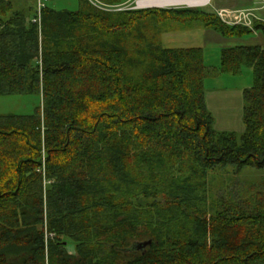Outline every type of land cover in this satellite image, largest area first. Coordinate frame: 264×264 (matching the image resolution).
<instances>
[{
  "label": "trees",
  "instance_id": "obj_1",
  "mask_svg": "<svg viewBox=\"0 0 264 264\" xmlns=\"http://www.w3.org/2000/svg\"><path fill=\"white\" fill-rule=\"evenodd\" d=\"M170 22L254 33L206 7L81 0L29 19L0 0V96L34 100L0 114V264H264V186L207 187L214 171L264 173V22L263 44L223 49L220 67L161 45ZM244 67L245 132H218L206 80Z\"/></svg>",
  "mask_w": 264,
  "mask_h": 264
},
{
  "label": "rangeland",
  "instance_id": "obj_2",
  "mask_svg": "<svg viewBox=\"0 0 264 264\" xmlns=\"http://www.w3.org/2000/svg\"><path fill=\"white\" fill-rule=\"evenodd\" d=\"M11 1L14 8L22 11L29 19H32L37 12H40L43 5L57 10H76L81 4V0ZM86 1L94 8L110 12L132 9L130 7L135 2L134 0H125L118 4H111L104 0ZM257 2L259 3V0ZM164 4L166 3L158 5ZM221 6L257 7L259 5L254 0H213L212 5L206 8L215 11L216 8ZM256 14L264 19V7L256 10ZM155 29L158 31V40L164 47H202L205 52V61L210 67H220L221 51L225 48L263 44V36L256 30L253 31V34H246L243 37L224 36L220 32L205 27L198 22L187 27L186 25L170 22L164 26L158 25ZM243 70L244 72L241 75L217 72L216 75H211L206 80V104L215 119L214 128L218 132L233 133L237 136H242L245 132L244 91L253 84V72L248 67H244ZM32 98V96H23L21 98L0 96V114L30 112L34 108V100ZM234 170V168H231L229 170L214 171L209 174L207 187L215 196H233L236 199L242 196L244 199L248 194V189L264 186V173L262 171L253 170L240 176L234 173Z\"/></svg>",
  "mask_w": 264,
  "mask_h": 264
},
{
  "label": "built area",
  "instance_id": "obj_3",
  "mask_svg": "<svg viewBox=\"0 0 264 264\" xmlns=\"http://www.w3.org/2000/svg\"><path fill=\"white\" fill-rule=\"evenodd\" d=\"M132 5L134 9H150V8H205L212 5L213 0H179L178 3H172L168 6H158L153 4L155 0H134ZM172 1V0H169ZM176 1V0H175ZM261 5V6H260ZM264 7V0H259V6H246V7H228L221 6L214 11L217 16L228 25H241L250 30H256V24L264 21V19L256 14V10Z\"/></svg>",
  "mask_w": 264,
  "mask_h": 264
},
{
  "label": "bare ground",
  "instance_id": "obj_4",
  "mask_svg": "<svg viewBox=\"0 0 264 264\" xmlns=\"http://www.w3.org/2000/svg\"><path fill=\"white\" fill-rule=\"evenodd\" d=\"M179 2V0H172V1H169V0H155V1H153V4H156V5H158V4H161V3H166V4H164V5H158V6H161V7H163V6H168L169 4H174V3H178ZM158 3V4H157Z\"/></svg>",
  "mask_w": 264,
  "mask_h": 264
},
{
  "label": "water",
  "instance_id": "obj_5",
  "mask_svg": "<svg viewBox=\"0 0 264 264\" xmlns=\"http://www.w3.org/2000/svg\"><path fill=\"white\" fill-rule=\"evenodd\" d=\"M151 244H152V240L143 241V242H139L137 244V247H138V249H143V248L150 246Z\"/></svg>",
  "mask_w": 264,
  "mask_h": 264
},
{
  "label": "crops",
  "instance_id": "obj_6",
  "mask_svg": "<svg viewBox=\"0 0 264 264\" xmlns=\"http://www.w3.org/2000/svg\"><path fill=\"white\" fill-rule=\"evenodd\" d=\"M254 1H255V3H257L259 5V3L257 2L258 0H254ZM228 7H232V6H228ZM234 7H236V6H234Z\"/></svg>",
  "mask_w": 264,
  "mask_h": 264
}]
</instances>
